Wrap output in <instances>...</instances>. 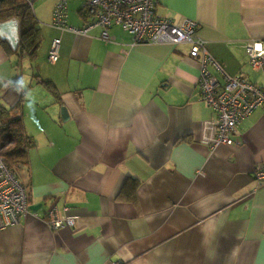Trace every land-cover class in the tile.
Instances as JSON below:
<instances>
[{"label":"crops","instance_id":"1","mask_svg":"<svg viewBox=\"0 0 264 264\" xmlns=\"http://www.w3.org/2000/svg\"><path fill=\"white\" fill-rule=\"evenodd\" d=\"M28 1L45 41L38 59L19 66L0 43V116L24 114L35 145L18 173L29 207L38 208L0 231V264H264V184L255 179L264 110L238 124L234 145L205 144L203 127L215 114L188 44L133 45L119 26L109 40L102 27L63 31L52 26L60 0ZM87 2L69 0L70 26L90 21ZM156 11L196 20L231 75L264 87V69L246 52L252 39L264 45V0H158ZM18 38L15 19L0 22V41ZM55 206L75 225L52 230Z\"/></svg>","mask_w":264,"mask_h":264},{"label":"built area","instance_id":"2","mask_svg":"<svg viewBox=\"0 0 264 264\" xmlns=\"http://www.w3.org/2000/svg\"><path fill=\"white\" fill-rule=\"evenodd\" d=\"M158 0H88L85 12L91 18L86 26L76 28L68 24L69 0H60L53 11L52 25L63 31L86 34L94 27H102L105 40L109 30L119 26L132 37V44L167 42L188 44L190 56L197 59L200 71L197 86L202 99L213 109L215 116L206 121L201 140L212 147L234 145L237 126L251 117L257 109L264 110V87L245 75H231L207 47L200 33V24L191 18L177 23L157 14ZM61 36L54 39L49 59L59 60ZM249 62L255 69H264V45L252 39L246 45ZM15 147L14 141L0 140V231L19 225L29 212L28 191L6 161L5 152ZM259 186L264 184V165L255 170ZM76 217L63 214L55 206L47 216L52 230L74 226Z\"/></svg>","mask_w":264,"mask_h":264},{"label":"trees","instance_id":"3","mask_svg":"<svg viewBox=\"0 0 264 264\" xmlns=\"http://www.w3.org/2000/svg\"><path fill=\"white\" fill-rule=\"evenodd\" d=\"M11 19L18 22L19 38L17 44H13L8 39H2L0 43L4 45L10 58L16 60L15 66H19L22 60L35 61L43 42V35L40 21L32 4L28 0L1 1L0 22L3 23ZM36 75H38L37 81L39 84L51 91L57 90V85L53 80L42 79L39 74ZM1 139L4 142L11 140L15 142V147L5 152V157L10 168L18 175L19 168L28 161L29 150L35 145L33 137L27 133L22 111L17 110L10 117L0 116Z\"/></svg>","mask_w":264,"mask_h":264},{"label":"rangeland","instance_id":"4","mask_svg":"<svg viewBox=\"0 0 264 264\" xmlns=\"http://www.w3.org/2000/svg\"><path fill=\"white\" fill-rule=\"evenodd\" d=\"M52 26H53V25H52ZM42 27H44V26L42 25ZM53 27H54V26H53ZM43 34H45L44 30H43ZM45 35H46V34H45ZM44 41H45V38L43 37V43H44ZM40 49H41V48H40ZM37 59H38V58H37ZM38 62H39V61H38ZM38 62H36V63L38 64ZM20 71H21V73H22V79H23V80H25V79H30L31 70H30L28 64H27V65H24L22 68H20ZM17 176L19 177L20 174L18 173Z\"/></svg>","mask_w":264,"mask_h":264},{"label":"water","instance_id":"5","mask_svg":"<svg viewBox=\"0 0 264 264\" xmlns=\"http://www.w3.org/2000/svg\"><path fill=\"white\" fill-rule=\"evenodd\" d=\"M1 1H3V0H0V2H1ZM16 44H17V42L15 43V45H16ZM29 208H30L31 210H35V209L38 208V206H30Z\"/></svg>","mask_w":264,"mask_h":264}]
</instances>
